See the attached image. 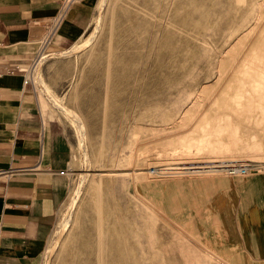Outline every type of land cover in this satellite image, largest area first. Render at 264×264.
I'll list each match as a JSON object with an SVG mask.
<instances>
[{"label": "rangeland", "instance_id": "rangeland-1", "mask_svg": "<svg viewBox=\"0 0 264 264\" xmlns=\"http://www.w3.org/2000/svg\"><path fill=\"white\" fill-rule=\"evenodd\" d=\"M49 51L30 85L70 185L38 264H229L146 191L264 171V0H95L87 31Z\"/></svg>", "mask_w": 264, "mask_h": 264}, {"label": "crops", "instance_id": "crops-1", "mask_svg": "<svg viewBox=\"0 0 264 264\" xmlns=\"http://www.w3.org/2000/svg\"><path fill=\"white\" fill-rule=\"evenodd\" d=\"M61 1L0 0V264H38L69 190L68 145L47 129L23 72ZM94 5L76 3L51 47L75 43ZM146 192L229 264H264V171L154 182Z\"/></svg>", "mask_w": 264, "mask_h": 264}, {"label": "built area", "instance_id": "built-area-1", "mask_svg": "<svg viewBox=\"0 0 264 264\" xmlns=\"http://www.w3.org/2000/svg\"><path fill=\"white\" fill-rule=\"evenodd\" d=\"M79 1L81 0H62L60 7L58 11L56 12V14L52 16L47 22L45 33L41 39L40 48L36 56L34 57L31 66L24 69L23 71L26 77L25 78L26 84H32V79H31L29 70L31 69V67H33L36 61H39V59L42 57V53L51 48L55 37L60 31L61 25L66 21L73 6ZM227 167H228L227 173L232 176L247 175L252 171L251 165L249 163H238L237 162ZM3 172L4 171H0V173H3ZM65 172L66 170L61 171L62 174H65Z\"/></svg>", "mask_w": 264, "mask_h": 264}, {"label": "bare ground", "instance_id": "bare-ground-1", "mask_svg": "<svg viewBox=\"0 0 264 264\" xmlns=\"http://www.w3.org/2000/svg\"><path fill=\"white\" fill-rule=\"evenodd\" d=\"M90 41V40H89ZM88 41V43H90ZM87 44V42H83L82 44H80V45H78L77 47L78 48H83L85 45ZM45 52H43L42 53V57L39 59V62L38 63H40V62H42L43 60H45L47 57H48V55H45L44 54ZM66 53H68V52H64L63 54H66ZM41 65V64H40ZM37 66H39V64H37ZM39 81L40 82H45L44 80H42V78L41 79H39ZM44 84V83H43ZM42 84V85H43ZM45 86V85H44ZM48 87V86H47ZM48 88H46V90H47ZM49 93V92H48ZM56 103H57V105L60 107V108H62L64 111H66L65 110V108L63 107V106H61L60 104H58V102L56 101ZM68 111V110H67ZM67 111H66V113H67ZM69 114V113H68ZM70 115H72V114H70ZM74 122H76V125L79 127V130H80V132H83L84 133V127H83V125H82V123H80V121L77 119V118H74ZM78 123V124H77ZM82 133V134H83ZM216 167V166H215ZM69 221V220H68Z\"/></svg>", "mask_w": 264, "mask_h": 264}]
</instances>
